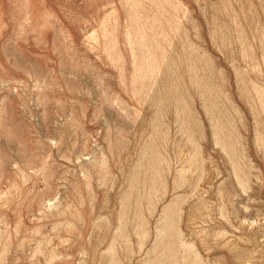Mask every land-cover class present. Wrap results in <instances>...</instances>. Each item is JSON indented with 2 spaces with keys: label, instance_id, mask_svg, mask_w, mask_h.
<instances>
[{
  "label": "rangeland",
  "instance_id": "1",
  "mask_svg": "<svg viewBox=\"0 0 264 264\" xmlns=\"http://www.w3.org/2000/svg\"><path fill=\"white\" fill-rule=\"evenodd\" d=\"M0 264H264V0H0Z\"/></svg>",
  "mask_w": 264,
  "mask_h": 264
}]
</instances>
